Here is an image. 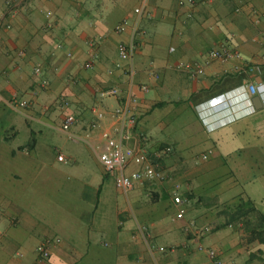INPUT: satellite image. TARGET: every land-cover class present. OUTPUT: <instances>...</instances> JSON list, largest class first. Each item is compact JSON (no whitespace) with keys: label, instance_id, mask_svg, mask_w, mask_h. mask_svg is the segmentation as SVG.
Returning <instances> with one entry per match:
<instances>
[{"label":"crops","instance_id":"1","mask_svg":"<svg viewBox=\"0 0 264 264\" xmlns=\"http://www.w3.org/2000/svg\"><path fill=\"white\" fill-rule=\"evenodd\" d=\"M143 1L139 44L130 60L120 59L129 29L115 26L132 20ZM92 40L93 64L85 67ZM219 43L240 57L212 59L198 76L174 67L203 60ZM36 63L48 87L34 95ZM251 82H264V0H0V264H212L184 230L190 219L222 264H264V249L240 222L221 226L214 206L196 200L205 193L220 202L239 191L231 178L210 181L230 161L235 173L244 166L247 182L255 179L244 191L264 212L256 180L264 177V102L251 109ZM112 86L115 96L99 95ZM128 95L137 98V122L125 144L143 146L170 178L144 179L123 193L98 160L100 129L90 136L98 148L69 133L85 135L95 107L111 109ZM13 97L28 106L12 107ZM67 112L76 117L69 133L59 127ZM165 146L171 150L160 154ZM140 166L130 160L126 172ZM172 181L194 194L183 217L169 195ZM137 223L147 226V239ZM46 239L49 255L41 258L37 246Z\"/></svg>","mask_w":264,"mask_h":264},{"label":"built area","instance_id":"2","mask_svg":"<svg viewBox=\"0 0 264 264\" xmlns=\"http://www.w3.org/2000/svg\"><path fill=\"white\" fill-rule=\"evenodd\" d=\"M185 1L189 4H194V0ZM6 2L11 3V0H6ZM144 3L145 2L143 1L141 4L136 5L133 8L134 18L132 20L124 17L115 26V31L118 32H123L127 28L129 29L128 40L119 42L117 46L118 57L120 59L130 60L134 50L139 44L136 36L142 33V30L138 26V20L143 13L145 6ZM49 14L50 12L47 11V15ZM5 25L9 26L10 24L6 23ZM94 45V40L89 42L90 59L84 63L85 67H90L93 64V57L95 56V52L93 50ZM173 49V46L169 47L170 51ZM20 53L22 52L20 51ZM239 57L240 53L238 51L231 49L225 43H219L207 51L203 60H178L174 63V67L178 70L188 72L191 76H198L203 74L205 66L212 59L227 61L232 58L235 59ZM33 72L38 77V82L32 88V93L37 95L39 91L47 89L48 80L42 76V68L39 63L34 65ZM133 73L134 69L130 65L128 68V74L132 77ZM245 87L251 94H258L264 102V82L258 85L251 82L246 84ZM139 88L141 91H146L148 90V85L146 83H141L139 84ZM117 92L118 89L112 86L106 89H100L99 95L101 97L115 96ZM54 99L58 100L63 105L68 103V101L61 96L59 97L54 95ZM7 103L14 108H25L28 106V101L24 98L13 97L7 100ZM250 107L252 110L254 109L252 103L250 104ZM105 117H109L111 124L107 127H101V121ZM75 121V115L71 112H67L63 115L59 127L62 131L69 133V129ZM136 122L137 98L133 95H128L121 103L111 109L95 107L92 125L85 135L78 136L73 133H69L70 137L74 139H82L93 148H98L100 145L93 144L90 140V136L95 130L100 129L99 133L103 139V143L100 148L97 149L98 160L104 172L114 177L116 187L123 193H127L135 182L142 181L144 179L165 181L170 178L168 173H165L157 163L148 158L143 146L139 145L134 148L125 144V141L130 136L129 129L134 127ZM170 150V146H165L159 151V153H168ZM207 157L208 153H204L200 156L202 160H205ZM58 159H63L62 155H58ZM130 160L141 163V166L128 173L126 172V167ZM169 195L171 201L177 207L176 216L183 217L187 210L189 201L183 196L179 182L172 181L169 188ZM137 230L142 235V238L147 239L149 232L145 224L137 223ZM184 230L189 235V239L194 242L196 248L198 250L205 251L212 264H222V259L218 256L217 250L214 247L205 246L199 241L202 229L193 219H190L187 222ZM49 244L50 240L46 239L37 246V251L41 258H46L49 255ZM157 248L158 250L165 249L162 245Z\"/></svg>","mask_w":264,"mask_h":264},{"label":"trees","instance_id":"3","mask_svg":"<svg viewBox=\"0 0 264 264\" xmlns=\"http://www.w3.org/2000/svg\"><path fill=\"white\" fill-rule=\"evenodd\" d=\"M227 171L215 174L211 179L215 184L220 183L223 179L231 178L227 184H239V178L236 176L230 161L224 162ZM184 197L191 200L194 197L192 192L182 193ZM210 199V200H209ZM197 201H203L205 206H214L210 212H215V217H220V225H231L240 222L242 228L248 233L247 239L249 241H257V243L264 249V212L257 206L254 199L250 197L243 190V187L237 193L231 194L228 198L217 202L210 195L200 193L197 195ZM218 226V225H217ZM259 249V250H262Z\"/></svg>","mask_w":264,"mask_h":264},{"label":"rangeland","instance_id":"4","mask_svg":"<svg viewBox=\"0 0 264 264\" xmlns=\"http://www.w3.org/2000/svg\"><path fill=\"white\" fill-rule=\"evenodd\" d=\"M237 166H236V176L237 175H239V176H241V177H238L239 178V181H240V183L239 184H231V188H233V186L236 188V189H239V188H242L243 187V190H245V188L247 189V188H249V187H254V186H256V181H255V179H253V180H251L250 182H247L248 180L247 179H244L243 177H242V172H244V166L242 167V168H239V170L240 171H237ZM256 173L254 172V171H252V175H255ZM257 180V184H258V182H259V184H260V186H261V184H262V188H264V177L263 178H259V179H256ZM245 182V184L243 185V183ZM240 190V189H239Z\"/></svg>","mask_w":264,"mask_h":264},{"label":"water","instance_id":"5","mask_svg":"<svg viewBox=\"0 0 264 264\" xmlns=\"http://www.w3.org/2000/svg\"><path fill=\"white\" fill-rule=\"evenodd\" d=\"M250 101L255 108H259L262 106V101L258 94L251 96Z\"/></svg>","mask_w":264,"mask_h":264}]
</instances>
